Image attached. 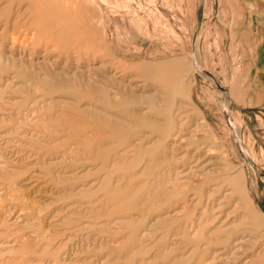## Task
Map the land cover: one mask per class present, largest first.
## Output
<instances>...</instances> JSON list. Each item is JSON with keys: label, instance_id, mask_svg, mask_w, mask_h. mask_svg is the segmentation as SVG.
Returning <instances> with one entry per match:
<instances>
[{"label": "rangeland", "instance_id": "1", "mask_svg": "<svg viewBox=\"0 0 264 264\" xmlns=\"http://www.w3.org/2000/svg\"><path fill=\"white\" fill-rule=\"evenodd\" d=\"M0 6V264H264V0Z\"/></svg>", "mask_w": 264, "mask_h": 264}, {"label": "bare ground", "instance_id": "2", "mask_svg": "<svg viewBox=\"0 0 264 264\" xmlns=\"http://www.w3.org/2000/svg\"><path fill=\"white\" fill-rule=\"evenodd\" d=\"M2 5H4V3L2 4ZM1 7V6H0ZM8 9V8H7ZM17 27H16V25H14V28L11 30V41H12V44L15 46V45H19L20 46V48L21 49H23V50H26V48H29V46H31L30 48L31 49H33L34 48V46L36 45V44H38V41H40V39H41V34L39 35V33H38V31H32V33H29L28 31H27V29L25 28H23V29H16ZM195 63H196V66H195V68L196 67H198L199 65L197 64V62H196V59H195ZM194 63V64H195ZM201 69V68H200ZM215 77V76H214ZM212 80V79H211ZM224 106V105H223ZM177 114V113H176ZM175 114V115H176ZM226 115H227V117L229 118V112H228V110H227V108H226ZM231 119V118H230ZM227 120V119H226ZM173 121V120H172ZM228 122V121H227ZM234 122V124L235 125H237L236 123H235V121H233ZM203 123V122H202ZM229 123V122H228ZM230 125V124H229ZM231 126V125H230ZM232 127V126H231ZM238 126H235V128H237ZM239 128V127H238ZM212 128H210L209 130H211ZM170 130V129H169ZM241 130V129H240ZM175 136V135H174ZM173 136V137H174ZM209 136V135H208ZM172 137V136H171ZM170 137V138H171ZM207 137V136H206ZM142 138V137H141ZM142 140H143V138H142ZM164 140V139H163ZM166 140V139H165ZM170 140V139H169ZM178 140V139H177ZM175 141V140H174ZM184 141V140H183ZM215 141V140H214ZM170 142V141H169ZM133 143V142H132ZM164 143V142H163ZM134 144V143H133ZM139 144V143H138ZM138 144H137V146H138ZM180 144V143H179ZM131 145V144H130ZM172 145V144H171ZM178 145V144H177ZM133 146V145H132ZM136 146V145H135ZM134 146V147H135ZM140 146V145H139ZM138 146V147H139ZM221 146V145H220ZM171 147V146H170ZM173 147V146H172ZM175 147V146H174ZM130 148V147H129ZM136 148V147H135ZM146 148V147H145ZM211 148V147H210ZM218 148V147H217ZM128 149V148H127ZM174 149V148H173ZM178 149V148H177ZM222 149V148H221ZM126 150V149H125ZM174 150H176V149H174ZM147 151V150H146ZM146 151H145V153H146ZM173 151V150H172ZM218 151H219V149H218ZM127 151H125V153H126ZM130 152H132V151H130ZM210 153H214V150H213V152H210ZM223 153V152H222ZM195 154H197V153H195ZM194 154V155H195ZM208 154V153H207ZM173 155V154H172ZM198 155V154H197ZM219 155H221V154H219ZM223 156V155H222ZM196 157V156H195ZM203 157V156H202ZM211 157V156H210ZM225 157V156H224ZM191 158V157H190ZM192 159H193V157H192ZM195 160V159H194ZM197 160V159H196ZM199 160V159H198ZM226 161H227V158H226ZM189 162V161H188ZM195 162V161H194ZM195 163H197V162H195ZM194 163V164H195ZM204 163V162H203ZM193 164V163H192ZM193 164V165H194ZM191 165V164H190ZM192 168V167H191ZM176 169V168H175ZM177 170V169H176ZM175 170V171H176ZM193 170H195L194 169V167H193ZM190 172H192L191 170H190ZM257 172V171H256ZM181 173V172H180ZM179 173V174H180ZM182 174V173H181ZM188 174V173H187ZM195 174H196V172H195ZM257 176H258V174H257ZM206 182V181H205ZM205 185V184H204ZM212 188H213V185H212ZM211 190V189H210ZM169 191V190H168ZM176 191V190H175ZM174 191V192H175ZM212 191V190H211ZM214 191V190H213ZM166 192V191H165ZM171 192V191H170ZM177 192V191H176ZM215 192V191H214ZM186 193V192H185ZM170 195V194H169ZM210 195V194H209ZM209 195H208V197H209ZM212 195V194H211ZM207 196V195H206ZM191 197V196H190ZM161 198H163V197H161ZM174 198V197H173ZM194 198H195V196H194ZM207 198V197H206ZM183 199V198H182ZM199 199V198H198ZM202 199V198H201ZM203 200V199H202ZM208 200V199H207ZM206 200V201H207ZM161 201V200H160ZM196 201V200H195ZM188 202V201H187ZM186 202V203H187ZM194 202V201H193ZM199 202V201H198ZM203 202V201H202ZM201 202V203H202ZM196 204H198V203H196ZM149 206V205H148ZM211 206V205H210ZM185 207V206H184ZM218 207V206H217ZM187 209V208H186ZM197 209V208H196ZM176 210V209H175ZM205 210V209H204ZM214 210V209H213ZM212 210V211H213ZM179 212V211H178ZM181 212H183V211H181ZM196 213V212H195ZM169 214V213H168ZM172 214V213H171ZM163 215H165V214H163ZM182 215V214H181ZM180 214H179V216H181ZM187 215H188V213H187ZM193 215H195V214H193ZM198 215H200V213L198 214ZM166 216V215H165ZM171 216V215H170ZM173 216V215H172ZM192 216V215H191ZM215 216V215H214ZM174 217V216H173ZM172 218V217H171ZM159 219V218H158ZM176 219V218H175ZM182 219V218H181ZM196 219H197V217H196ZM172 220V219H171ZM170 220V221H171ZM177 220H179V219H177ZM169 221V220H168ZM197 221V220H196ZM206 221H207V219H206ZM160 222V221H159ZM167 222V221H166ZM197 222H200L199 220L197 221ZM196 222V223H197ZM193 223V222H192ZM189 225V224H188ZM192 228V227H191ZM195 228H197V227H195ZM188 229V228H187ZM123 237V236H122ZM193 237V236H192ZM119 243V242H118ZM121 244V243H120ZM114 246H116V245H114ZM116 249V248H115ZM117 249H119V248H117Z\"/></svg>", "mask_w": 264, "mask_h": 264}]
</instances>
